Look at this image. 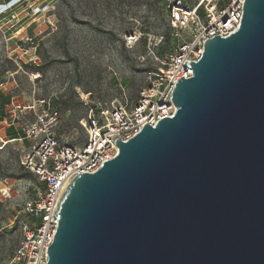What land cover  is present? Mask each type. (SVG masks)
Returning <instances> with one entry per match:
<instances>
[{"label":"water","instance_id":"1","mask_svg":"<svg viewBox=\"0 0 264 264\" xmlns=\"http://www.w3.org/2000/svg\"><path fill=\"white\" fill-rule=\"evenodd\" d=\"M185 65L174 115L67 184L46 264H264V0Z\"/></svg>","mask_w":264,"mask_h":264},{"label":"rangeland","instance_id":"2","mask_svg":"<svg viewBox=\"0 0 264 264\" xmlns=\"http://www.w3.org/2000/svg\"><path fill=\"white\" fill-rule=\"evenodd\" d=\"M166 25L164 0H25L0 17V93L9 98L7 111L25 128L34 117L27 108L49 101L61 114L54 130L60 141L80 147L91 109L135 102L157 65L158 48L168 49ZM132 32L140 38L126 47ZM4 143L0 139V264H10L23 236L13 217L32 197L34 177L21 166L24 141Z\"/></svg>","mask_w":264,"mask_h":264},{"label":"built area","instance_id":"3","mask_svg":"<svg viewBox=\"0 0 264 264\" xmlns=\"http://www.w3.org/2000/svg\"><path fill=\"white\" fill-rule=\"evenodd\" d=\"M24 1L8 0L2 4L0 17L11 14ZM243 1L194 0L189 4L185 0H164L166 24L176 44L159 55L133 104L90 110L84 125L86 138L80 147L62 143L56 135L54 130L61 120L56 106L40 100L37 108H27L34 117L22 128L20 140L29 146L22 153L21 166L34 177L33 194L13 217L23 236L10 264H46V250L57 224L52 213L67 184L79 174L96 172L117 156L112 137L126 142L145 124L154 127L158 121L174 115L176 108L170 100L174 82L192 76L185 62L201 58L204 39L226 38L238 30ZM139 38L140 33H129L124 37V45L131 47Z\"/></svg>","mask_w":264,"mask_h":264},{"label":"crops","instance_id":"4","mask_svg":"<svg viewBox=\"0 0 264 264\" xmlns=\"http://www.w3.org/2000/svg\"><path fill=\"white\" fill-rule=\"evenodd\" d=\"M8 0H0V7L2 4L6 3ZM7 106L3 109V112L0 111V139L1 141L5 139L6 143L12 142H22L20 139L23 136L22 127H20L17 122H15L14 116H11L7 111ZM5 143V144H6ZM25 144H22L21 152L23 153L26 148H28L29 143L24 141Z\"/></svg>","mask_w":264,"mask_h":264},{"label":"trees","instance_id":"5","mask_svg":"<svg viewBox=\"0 0 264 264\" xmlns=\"http://www.w3.org/2000/svg\"><path fill=\"white\" fill-rule=\"evenodd\" d=\"M166 28H167V31H168V35L166 36L165 38V41L167 42V45H168V49L166 50H170L175 44H176V41L174 39L171 38L170 36V29L167 27L166 25ZM142 40L144 43L147 42V34H148V30L147 29H143L142 30ZM166 50H164L161 46L158 48L157 50V54L158 55H161L163 52H165ZM10 102H9V98L7 96H4L0 93V111L3 112V109L5 108L6 105H9ZM1 120V118H0Z\"/></svg>","mask_w":264,"mask_h":264}]
</instances>
